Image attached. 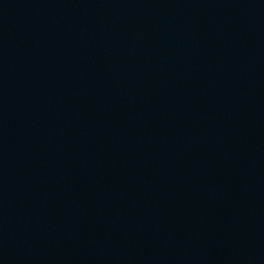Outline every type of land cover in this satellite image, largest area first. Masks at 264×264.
I'll return each mask as SVG.
<instances>
[{
	"label": "water",
	"instance_id": "water-1",
	"mask_svg": "<svg viewBox=\"0 0 264 264\" xmlns=\"http://www.w3.org/2000/svg\"><path fill=\"white\" fill-rule=\"evenodd\" d=\"M0 264H264V0H0Z\"/></svg>",
	"mask_w": 264,
	"mask_h": 264
}]
</instances>
